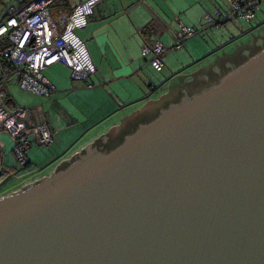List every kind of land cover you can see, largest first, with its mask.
I'll list each match as a JSON object with an SVG mask.
<instances>
[{"label": "water", "instance_id": "obj_1", "mask_svg": "<svg viewBox=\"0 0 264 264\" xmlns=\"http://www.w3.org/2000/svg\"><path fill=\"white\" fill-rule=\"evenodd\" d=\"M180 92L1 198L0 264H264V50Z\"/></svg>", "mask_w": 264, "mask_h": 264}, {"label": "rangeland", "instance_id": "obj_2", "mask_svg": "<svg viewBox=\"0 0 264 264\" xmlns=\"http://www.w3.org/2000/svg\"><path fill=\"white\" fill-rule=\"evenodd\" d=\"M79 1L69 0L71 4ZM230 4H227L225 11L228 12V16L225 19L222 20L216 12H211L207 17H211L212 21L206 17L202 26H196V34L187 39L181 48H177L180 41L179 34L175 40L163 39L168 49L163 59L165 66L162 72L146 69L144 74H138L132 80L126 77L118 78L113 75L118 64L110 58L103 61V68L96 65L98 74H94L86 81H75L72 76H68L66 69L60 70V64H57L44 72L46 77L56 83L57 89L50 96L22 89L19 85L20 75H14L12 80L3 85L9 97L6 99L9 107L18 105L30 109L37 123L42 120L41 122L51 124L50 113L54 110L55 104L74 117L72 123L63 120L58 124L56 129L59 143L50 147L33 146L29 155L32 167L30 166L29 169L42 165L53 154L64 156L57 158L56 162L60 161L58 167L55 165L45 172V178L49 179L65 166L75 163L74 159H77V156L97 147V141L108 138L109 132L113 129H120L124 120L136 116L135 114H138L149 101H160L161 98L169 95L174 83H177L189 96L198 94L218 84L231 71L261 53L264 50V22H261L264 18V4L256 19L251 22L244 19L236 21L232 16L234 10ZM12 5L18 7L13 0H0V20ZM54 6L59 7L60 1ZM107 7V1L103 0L89 17V26L76 31L86 43L92 60L94 53L98 59L101 57L99 48L95 44V36L92 35L93 26L102 25L110 17L111 12L119 9ZM167 12H164L165 19L171 28H175L176 16L174 13L169 14L168 9ZM60 13L59 11L58 14ZM180 18L184 20L182 16ZM118 53L125 61L126 57L138 60L139 52L133 48H128L126 54H122L118 49ZM139 60L144 62L142 55ZM101 74H104L105 80L109 82L102 79ZM113 77L116 78L115 81L111 80ZM0 141L4 149L5 162L10 163L13 160L14 143L7 133H0ZM30 176H23L20 179L27 180ZM18 184L20 180L17 178L15 181L7 182V186L0 190V195L7 188Z\"/></svg>", "mask_w": 264, "mask_h": 264}, {"label": "built area", "instance_id": "obj_3", "mask_svg": "<svg viewBox=\"0 0 264 264\" xmlns=\"http://www.w3.org/2000/svg\"><path fill=\"white\" fill-rule=\"evenodd\" d=\"M55 1L32 0L23 6L12 5L0 22V133L9 134L14 143L13 160L6 163L0 141V185L12 177L20 179L36 173V169L28 168L34 145L50 147L59 143L55 127L37 123L28 108L7 105L9 97L3 85L18 74L22 89L50 96L55 92V86L44 75L48 68L62 64L70 69L75 81H86L97 71L86 44L76 31L87 27L89 17L101 0L82 2L71 13L61 12L58 17L49 9ZM228 3H231L232 16L236 20L251 22L256 19L264 0H228ZM222 16L219 18L225 19L228 12ZM207 19L212 21L211 17ZM196 31L191 26L182 25L177 48H181ZM166 52L167 48L160 41L145 42L142 47L143 57L156 72L163 71ZM5 196L0 195V198Z\"/></svg>", "mask_w": 264, "mask_h": 264}, {"label": "crops", "instance_id": "obj_4", "mask_svg": "<svg viewBox=\"0 0 264 264\" xmlns=\"http://www.w3.org/2000/svg\"><path fill=\"white\" fill-rule=\"evenodd\" d=\"M86 1L88 0H80L75 4H72V6ZM106 1L108 3L107 8L112 6L119 9L111 12L109 15L110 17L102 25L93 26L94 30H92V35L95 36V44L99 48L101 57L100 59H98L96 53H94V60L96 64L94 60H92V58L91 60L93 64H95V67L97 69V66L99 68H103V61H105V59L107 61L108 59L112 58L118 64V66L114 64L116 65V70L114 71L113 75L118 78L126 77L129 80L134 79L138 76V74H144V71L146 69H152L150 67L148 59L144 58L142 55V47L145 42L154 43L160 41L167 48L168 45L162 40H175V38H177V34H179L181 30L182 25L191 26L193 28L196 26H202L204 23L203 20L206 19L207 15L211 12H216L218 17L225 14V10L227 9L228 4V0ZM101 3H103V0H101L99 4ZM167 9L169 11V14L174 13V15L176 16L175 20L177 21V24L175 28H171L167 20L165 19L166 16L164 12L168 13ZM180 16H182L184 20H182ZM261 22H264V18L261 19ZM84 40L86 41L87 39ZM128 48H133L136 52H139L137 61L133 59V57H126L125 61V59L119 55L118 49L122 54H126ZM140 55H142V57L144 58V62L139 60ZM59 69H66L65 71L68 72V76H71V71L66 66L60 64ZM96 73L98 74V69ZM101 77L105 80L104 74H101ZM46 78L55 86L56 91L57 87L55 85V81L49 79L48 77ZM111 80L115 81L116 78L113 77ZM105 81L109 82L107 80ZM53 109L54 110L52 111V113H50L51 124H49L52 126V128H57L58 124H60V121L63 122V120H65L66 123H72L74 121V117L64 109H62L59 105L55 104ZM41 121L42 120H39V122ZM56 130L57 129H55V131ZM12 188L13 187H10L6 190ZM3 193L1 194V196L3 195Z\"/></svg>", "mask_w": 264, "mask_h": 264}, {"label": "flooded vegetation", "instance_id": "obj_5", "mask_svg": "<svg viewBox=\"0 0 264 264\" xmlns=\"http://www.w3.org/2000/svg\"><path fill=\"white\" fill-rule=\"evenodd\" d=\"M254 39H256V38H254ZM185 95H187V93H182V92H180V94H179V96H178V98L180 99V101L181 100H183L184 99V97H185ZM194 95H196V94H194ZM194 95H192V96H194ZM173 96L174 95H172V96H170L171 98H173ZM177 98V96L175 97V98H173V100H175ZM157 115V113L155 114V116L153 117V119H155L156 117H158V116H156ZM146 123V122H145ZM125 138V137H124ZM75 155V154H74ZM81 156L82 155H80L79 157L81 158ZM58 157H64V156H62V155H58V154H53L50 158H48L47 159V161L44 163V164H42V165H36V166H34L33 168H31V169H36V173H34L33 175H31L30 177H28V179L27 180H24V179H19L20 180V184H18V185H15V186H13V188L12 189H9V190H6L4 193H3V195H6V196H8V195H11L12 193H14V192H17V191H19V190H21L22 188H24L25 186H27V185H29V184H31V183H35V182H39V181H41L39 178H43V177H45L44 176V174H45V172H48L53 166H55V167H58L59 165H60V161L59 162H56L57 161V158ZM29 166H31L32 167V164L31 165H29ZM43 176V177H42ZM39 181H38V180ZM18 188V189H17ZM12 191V192H11ZM9 192V194H7ZM1 193V194H2ZM1 199V198H0Z\"/></svg>", "mask_w": 264, "mask_h": 264}, {"label": "trees", "instance_id": "obj_6", "mask_svg": "<svg viewBox=\"0 0 264 264\" xmlns=\"http://www.w3.org/2000/svg\"><path fill=\"white\" fill-rule=\"evenodd\" d=\"M13 1H15V3L18 6H23V5L27 4L28 2H30L32 0H13ZM58 1H60V6L59 7L54 6V4L56 5V3H58ZM78 4H80V3H78ZM77 5L72 6V4L69 2V0H56L52 5H50L49 9H50V12L53 13V15L56 17L58 15V12L59 11L62 12V13H66V14L71 13L75 9V7ZM4 18H5V15H2L0 22L2 20H4ZM15 179H16L15 177H12L9 180H7L5 183H3L2 185H0V190H3L7 186L6 185L7 182H9V181H15Z\"/></svg>", "mask_w": 264, "mask_h": 264}, {"label": "bare ground", "instance_id": "obj_7", "mask_svg": "<svg viewBox=\"0 0 264 264\" xmlns=\"http://www.w3.org/2000/svg\"><path fill=\"white\" fill-rule=\"evenodd\" d=\"M12 80V79H11Z\"/></svg>", "mask_w": 264, "mask_h": 264}]
</instances>
